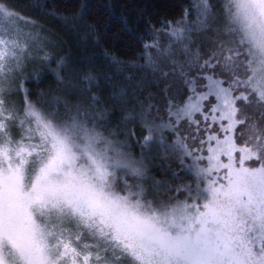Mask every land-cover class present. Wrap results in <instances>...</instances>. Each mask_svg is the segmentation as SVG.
I'll use <instances>...</instances> for the list:
<instances>
[{"label": "snow or ice", "instance_id": "6c2138e0", "mask_svg": "<svg viewBox=\"0 0 264 264\" xmlns=\"http://www.w3.org/2000/svg\"><path fill=\"white\" fill-rule=\"evenodd\" d=\"M33 7L0 0V264H264V0H187L137 72L54 51L99 43L87 5Z\"/></svg>", "mask_w": 264, "mask_h": 264}, {"label": "trees", "instance_id": "16d2710c", "mask_svg": "<svg viewBox=\"0 0 264 264\" xmlns=\"http://www.w3.org/2000/svg\"><path fill=\"white\" fill-rule=\"evenodd\" d=\"M16 11L25 16H35L37 9L33 5L40 0H11ZM65 7L69 13L77 12L82 5L88 6V14L85 21L93 24L96 31L93 37L99 36V43H94L92 38L84 42L85 29L75 30L64 28L58 22L49 25L53 33L55 43L54 51L71 53L76 59L88 60L95 57L98 61L96 67L107 71L106 62L102 59L105 50L114 53L116 57L129 65L126 71H132V61L142 64L140 42L137 40L143 29L160 19H175L180 15V8L187 0H56ZM52 3V0H49ZM74 5V7L72 6ZM129 20L128 31H125L120 18ZM139 22H137V19ZM72 21L70 20L69 23ZM84 22V21H82ZM136 68V67H135ZM40 87V85H35Z\"/></svg>", "mask_w": 264, "mask_h": 264}, {"label": "rangeland", "instance_id": "374dc122", "mask_svg": "<svg viewBox=\"0 0 264 264\" xmlns=\"http://www.w3.org/2000/svg\"><path fill=\"white\" fill-rule=\"evenodd\" d=\"M162 43H166L167 41L166 40H162L161 41ZM140 69L138 68V67H136V68H134V69H132V72H137V71H139Z\"/></svg>", "mask_w": 264, "mask_h": 264}]
</instances>
